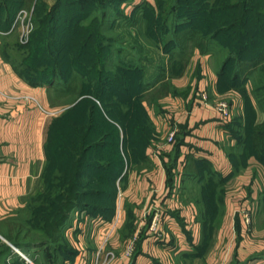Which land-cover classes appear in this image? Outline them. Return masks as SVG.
Returning <instances> with one entry per match:
<instances>
[{
  "label": "rangeland",
  "instance_id": "1",
  "mask_svg": "<svg viewBox=\"0 0 264 264\" xmlns=\"http://www.w3.org/2000/svg\"><path fill=\"white\" fill-rule=\"evenodd\" d=\"M158 1L166 3L169 0H125L117 3H113L110 0L107 4L92 0H0V32L4 35L5 52L16 64L23 67V70L26 68L22 65L26 63L33 65L45 63L47 69L41 66L42 70H56L59 82L54 87H56L55 89L58 88L59 92H55L54 97L58 108L57 114L53 116L55 118L52 121L60 118L69 110L72 111L76 107H83L81 105L83 102L81 103V101L87 99L96 101L102 111L106 112L110 109L111 112L108 117L109 115L110 117L112 115L113 118L120 116L121 113L114 115L116 107L114 103L117 102L116 98L118 97L115 95L110 97L107 94L100 99L92 97L94 95L92 89L95 90L98 84L97 81L92 79L97 77L98 70H104L109 75H112L114 80L120 85H126L125 87H127L131 82L127 79V75L122 72V67L130 69L145 67L144 103L151 113L148 125L149 129H152L153 136V145L149 146L151 149L150 158L157 159L162 156V153H157V146L164 144L173 131H176L177 136V130L172 118H167L168 115L171 116L170 113H165L164 118L162 117L167 104H158L156 99L163 98L168 94L174 101L177 97L182 98L181 94L184 91H189V89L196 93L194 88L188 87L185 90L184 86L177 87L174 84V80L180 79L191 68L196 48L193 43L188 41L182 44L178 42V38L175 40L172 22H169V33L160 34V41L157 39L158 37H154L149 33L150 23L153 20L157 21V18L152 17L151 12L157 6ZM238 1L240 0H226V5L231 7L232 4ZM83 2L86 3L85 6ZM215 2L216 0H208L209 6H213ZM251 6L253 11L264 12V0H255ZM7 14H13L9 23L5 21ZM187 17L185 16L186 19H188ZM86 33H91L92 35V40L89 42H83ZM99 42H101V45ZM83 43H86V49L83 54H78L76 47L79 46L80 48ZM74 45L76 46L74 47ZM215 46L212 47L211 52H214V54L217 52L221 56L219 66V69H221L225 61V55ZM166 48L169 49L168 51L170 49L173 50V53L166 51ZM48 50L59 52L60 54L56 53L52 56L49 55ZM102 56H107L104 63L98 60ZM175 63L178 66L185 67L183 72L180 71L177 75H174L171 71V67ZM231 67H236V64L232 63ZM162 68H166V73L160 81H156ZM166 77L168 81L165 79ZM256 79L262 81L263 76H259ZM256 79L255 81L257 82ZM67 85L70 91L65 90ZM112 86V84L107 85V92H112ZM222 87L224 89L229 87V82L224 80ZM260 95L258 105L264 114V92ZM205 96L207 97V95ZM221 103L227 104L230 109L229 101L223 100ZM160 108L163 109L161 112ZM148 109H146L147 112ZM81 111L80 109L77 113L81 114ZM123 111H127L126 106L122 109ZM251 119H253V116ZM78 120L81 123L82 120L80 118ZM156 120L159 123H156ZM52 121L48 123L46 128L45 147L47 161L50 160L52 162L51 171L55 175L59 174L64 167L61 164L60 157L62 145L65 141L64 135L61 137L60 131L62 130L66 134V129L65 127L59 129L52 124ZM236 121L234 128L232 127L236 133V135H233L234 142H232V138H228L225 150L228 157L230 155L234 170L241 168L244 170L247 167L246 159L251 154V130L243 128L239 118L233 119V122ZM239 122L240 125L238 124ZM161 126H165V134L159 135L156 131L160 130ZM108 140L113 141L114 137ZM174 143H176V138L175 142L168 146H173ZM143 149V146L136 147L134 156L137 158L138 164L136 163L134 166L149 168L148 163H142V158L144 157ZM103 155L104 152L102 154L99 152L97 161H101ZM190 169L194 170L193 167H190ZM129 179L127 174L122 183L118 182L119 187L114 204L118 212L121 213L123 212V200L127 197L125 189L131 182ZM175 180L180 182L182 187V198L180 200L191 204L195 208L197 222L201 225V234L203 235L202 252L205 254L211 249L214 264H227L228 251L233 249L232 246L239 239V220L245 223L246 231H244V234L247 233L250 236L251 234L264 232V195L255 193V198H252L250 190L246 188L247 186L245 187L238 182V185L236 184L235 187L231 188L232 190H229V174L228 176H222L214 173L213 167L210 164H206L202 172L196 177L191 178L186 175L183 179L175 178ZM263 180L264 178L261 177L256 178L254 180L255 184L252 186L258 189V185L262 184ZM232 194L234 198L237 197L239 199L240 203L243 201L248 202V209L244 208L242 210L238 208L233 210L232 205L229 203V198ZM128 195L133 196L132 194ZM257 197L259 198L257 199ZM83 202L84 200H81L80 203ZM137 209V207L131 205L125 211L126 224L121 226L120 230L117 231L118 233H127V226L131 223V225L134 224L133 226L136 229L132 233V236H134L140 232L142 233V230L151 223V210L148 208L142 210L143 212L140 215ZM96 214H88V212L81 210L73 211L65 234L79 229L85 233H92L93 229L100 225L103 228L101 233L107 235L110 229L113 228V226L108 225L110 220L103 218L101 215L96 216ZM232 220L236 223L230 227L229 222ZM229 234L232 236L230 237ZM233 237L237 241H232ZM108 245V242H103L104 250L108 248ZM6 246L13 253L17 249L10 240L0 234V248ZM113 253L118 258V254L116 252ZM109 257L111 258L113 255ZM8 260L9 262L13 261L12 258ZM25 262L28 263L26 260Z\"/></svg>",
  "mask_w": 264,
  "mask_h": 264
},
{
  "label": "crops",
  "instance_id": "2",
  "mask_svg": "<svg viewBox=\"0 0 264 264\" xmlns=\"http://www.w3.org/2000/svg\"><path fill=\"white\" fill-rule=\"evenodd\" d=\"M3 38L0 32V224L23 208L29 197L42 188L46 165V128L55 118L53 116L57 114L58 108L54 86L30 84L16 71L11 61L3 56ZM193 60L189 72L174 80V84L177 87L184 86L185 90L188 87L194 88L196 93L189 89L181 94L182 98L177 97L174 101L168 94L156 99V103L168 106L164 108L162 117L165 113L171 114L167 118H172L176 125V143L165 147L162 156L157 159L150 158L149 148V168H138L133 162L129 165L121 177L128 174L131 182L125 189L127 197L123 200V212L116 209L109 221L108 225L113 228L107 235L101 233L103 228L100 225L93 227L92 233H85L81 229L67 232L65 238L74 248L75 254L72 260L63 264H93L105 241L109 245L104 250L103 258L113 255L108 264H214L211 249L205 254L202 252L203 235L195 208L180 200L182 187L175 180L186 176L185 166L189 156L208 161L219 175L229 174V190L238 182L247 186L252 198L255 193L264 195V180L258 189L253 187L256 178H264L263 164L255 156H249L246 169L234 170L230 155L228 157L225 150L228 138L234 142L230 128L237 121L233 122V119L240 117L245 120L247 114L257 108L259 119H264L252 94L253 78L245 82L244 90L233 87L224 89V79L219 76L221 56L217 52L201 54L195 48ZM165 79L168 81L167 77ZM223 100L229 101L232 112L230 119L218 111V105ZM145 108L148 109L146 105ZM159 110L161 112L163 109ZM148 115L151 118L149 109ZM255 119L258 120L257 117ZM155 122L159 123L157 120ZM156 132L159 135L165 134V126ZM177 141L179 151L174 155ZM167 164L173 165L172 186L168 184ZM193 172L190 169L188 177H196ZM233 196L229 198L233 210L248 209V202L240 203ZM131 205L138 208L140 215L142 210L150 209L152 221L142 233L125 236L117 231L126 224L125 211ZM235 223L232 220L229 226ZM238 224L239 239L237 241L232 238V241L237 242L228 251L227 264H264V232L249 236L244 234V221L239 220ZM113 252L118 254V258ZM44 253L30 251L24 254L28 258L34 256L42 259Z\"/></svg>",
  "mask_w": 264,
  "mask_h": 264
},
{
  "label": "trees",
  "instance_id": "3",
  "mask_svg": "<svg viewBox=\"0 0 264 264\" xmlns=\"http://www.w3.org/2000/svg\"><path fill=\"white\" fill-rule=\"evenodd\" d=\"M92 1L107 4L110 0ZM112 1L117 3L125 0ZM254 2L255 0H240L229 7L226 5V0H216L213 6H209L208 0H169L166 3L158 1L151 12L152 17L157 18V21L153 20L148 30L160 41V34L169 33V22H172L175 40L178 38V42L182 44L192 42L201 54H210L212 47L216 45L225 55V61L219 72L221 79L229 82V89L233 87L244 90L245 82L253 78L252 94L258 104L260 94L264 92V12L253 11L251 5ZM83 4L86 5L85 2ZM12 16L13 14H7L6 23L10 22ZM185 16H188V19ZM90 40H92L91 33H86L83 42ZM85 44L83 43L80 48L76 47L78 54L84 53ZM99 44L101 45V42ZM168 52L172 54L173 50L170 49ZM48 53L52 56L56 53L60 54L52 50H48ZM3 56L10 60L16 71L32 85L54 86L59 82L56 70L47 71L45 63L42 65L26 63L22 65L26 68L23 70V67L6 54L5 47H3ZM106 59L107 56H102L98 60L104 63ZM232 63L236 64V67H231ZM41 66L46 69L42 70ZM184 68L175 63L171 71L177 75L180 71L183 72ZM97 72V77L92 79L98 83L95 90L92 89L94 92L92 97L100 99L105 94L118 97L117 102L114 103L117 107L114 109V115L121 113L120 116L108 117L110 109L106 112L102 111L96 101L87 99L81 101L83 107H76L60 118L54 119L52 121L54 126L66 129V134L60 131L65 141L60 157L64 166L62 171L53 175L52 162L47 161L46 157L42 188L29 197L23 208L0 224V234L25 254L30 251L45 250L42 259L29 256L35 264H63L72 260L75 251L65 238L71 213L81 210L88 214L97 213L96 216L101 215L111 220L117 209L114 203L117 198L118 182L122 183L126 175L121 176L132 162L138 164L134 156L136 147H144L142 163H147L149 159L147 150L152 144L153 136L152 129H149L148 125L149 115L144 105L145 67L134 69L122 67V72L131 82L127 87L120 85L104 70ZM165 73L166 68H162L156 81H160ZM259 76H263L262 81L256 79ZM108 84L113 85L112 92H107ZM68 88L67 85L65 90H69ZM55 92L58 93L59 89H55ZM125 106L127 111L122 112ZM80 109L81 114L77 113ZM258 115L260 112L257 108L247 114L245 120L240 117L239 119L243 128L251 130L250 156H255L264 165V119L260 120ZM256 117L258 120L255 119ZM78 118L82 120L81 123ZM238 124L240 125V122ZM234 125L230 128L232 135H236L232 129ZM112 137H114L113 141L108 140ZM95 138L97 139L94 140ZM174 148L175 155L179 151L178 141ZM99 152L101 154L104 152L101 161H97ZM206 164L210 163L189 156L185 175L188 176L190 167H193V173L197 176ZM172 168L173 165H166L169 186L174 182ZM81 200L84 202L80 203ZM133 225L128 224L125 236L133 235L135 230ZM15 255L9 247H1L0 264H28ZM9 258L13 261L9 262Z\"/></svg>",
  "mask_w": 264,
  "mask_h": 264
},
{
  "label": "built area",
  "instance_id": "4",
  "mask_svg": "<svg viewBox=\"0 0 264 264\" xmlns=\"http://www.w3.org/2000/svg\"><path fill=\"white\" fill-rule=\"evenodd\" d=\"M218 111L220 113H222V115L226 119L231 118V110L229 109L227 104L220 103L218 105ZM175 138H176V131H173L172 133H170V135L168 136V138L166 139L164 144L157 146V149H156L157 153H161L165 149V147H167L169 144H172L173 142H175ZM118 220H119V218H117V221ZM103 253H104V248L102 246V248L97 252L93 264H108L109 263V261L112 257L111 258L109 257V259L108 258L105 259V258H103ZM27 262L30 263L31 261H27Z\"/></svg>",
  "mask_w": 264,
  "mask_h": 264
},
{
  "label": "bare ground",
  "instance_id": "5",
  "mask_svg": "<svg viewBox=\"0 0 264 264\" xmlns=\"http://www.w3.org/2000/svg\"><path fill=\"white\" fill-rule=\"evenodd\" d=\"M16 255H18L19 257L23 258L26 261H30V259L19 249H17Z\"/></svg>",
  "mask_w": 264,
  "mask_h": 264
}]
</instances>
